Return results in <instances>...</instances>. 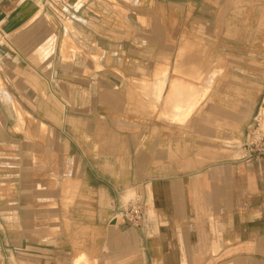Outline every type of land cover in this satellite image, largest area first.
I'll list each match as a JSON object with an SVG mask.
<instances>
[{
    "label": "crops",
    "instance_id": "1",
    "mask_svg": "<svg viewBox=\"0 0 264 264\" xmlns=\"http://www.w3.org/2000/svg\"><path fill=\"white\" fill-rule=\"evenodd\" d=\"M108 2L67 0L60 35L45 0H0V174L26 184L36 227L33 251L3 252L17 264H264V245L249 246L264 240V169L237 157L264 100V0H137L149 55L118 61L148 68L122 77L93 74L89 58L94 39L109 51L97 34ZM36 12L46 24L31 29ZM36 30L52 40H18ZM136 196L139 227L119 214Z\"/></svg>",
    "mask_w": 264,
    "mask_h": 264
},
{
    "label": "rangeland",
    "instance_id": "2",
    "mask_svg": "<svg viewBox=\"0 0 264 264\" xmlns=\"http://www.w3.org/2000/svg\"><path fill=\"white\" fill-rule=\"evenodd\" d=\"M137 0H124L126 2L125 9L121 6H118V4L122 3V1L117 0H109L108 2V26L109 31L105 33H97L98 35L102 36V42L103 48H106L108 46L109 51L106 52V49H101V41L96 39L93 40V46L91 51V54L89 56L90 61H92V73L94 74L96 71H101L103 69V72L106 74H109L112 77H122L121 71H126L127 73H130L136 68V71L143 72L144 70L147 71L148 65L147 64H139L135 65L134 67L130 64L123 65L118 61V57L122 55L126 56H137V57H145L147 58L149 55V47L147 46V38H148V32L144 31L141 32L137 29L136 25H134V16L132 14V8L133 5H137ZM67 0H45V9L43 10L44 13L47 15L48 20L50 23L57 25L61 31L60 35H62L63 27L65 22L68 21L69 15L68 10H65L67 8ZM68 9V8H67ZM38 14L37 12L30 17L26 22L25 25H32L31 29H40V27L37 25L39 23L37 20ZM40 25H44L45 20L41 19ZM69 22V21H68ZM143 26L145 25L144 22H142ZM146 27V25H145ZM2 27L0 26V45L1 47H4L5 45H8L7 41L10 39V36H6L1 32ZM45 32V33H43ZM43 34H45V37L48 38V40H52L51 33H48L46 31H28L23 32L20 34V37L18 40L20 41H26L27 39H31V41H36L39 37L42 39ZM58 33H56L57 35ZM155 35L157 38H161L163 35L161 32H156ZM107 37V38H105ZM61 39V42L65 41L68 46L70 45L69 37L64 36L59 38V41ZM63 39V41H62ZM129 40L133 45H136L133 49H130V44L124 43L123 40ZM46 40V41H48ZM108 40V41H107ZM51 43V42H50ZM79 43V42H78ZM126 44L125 49H123V45ZM34 46L37 45L33 44ZM63 45V44H62ZM144 45V46H143ZM82 47L80 49V47ZM83 45H78L77 54L82 55V51H85V48ZM117 46L121 49H117ZM69 49V48H68ZM74 51V49H73ZM53 66L54 68H58V66H62L64 69H67V59H63L61 57V60L59 59L58 53L56 52V55L53 56ZM88 58V59H89ZM59 61L61 63H66V65H60ZM103 65V68H101ZM3 75V74H2ZM2 77V76H1ZM1 81L5 84L7 81L6 77H2ZM8 82V81H7ZM52 84V83H51ZM1 85V82H0ZM0 88L3 90L4 88L2 85ZM4 91V90H3ZM264 101V100H263ZM261 101L256 109V112L254 116L252 117V120L246 129L244 133V140H243V146L241 145L240 148H238V154L237 157L239 158L242 154V158L238 160V162L243 163L244 165L255 163L254 165H261L258 168L264 169V123L261 124L260 121V111L261 108H264V103ZM4 114V113H3ZM17 114H21L18 112ZM26 120V119H25ZM25 120L18 122L25 124ZM259 120V121H258ZM28 121H32L31 117L28 118ZM23 122V123H22ZM3 134V131L0 129V135ZM241 153V154H240ZM2 170H0L1 172ZM21 177L17 176H5L4 174H0V264H9L13 261L14 264H17V258L19 256H11L8 254H5L3 251H33L32 249L35 248V240H28V233L35 234L36 227L34 224H30L28 221H25L24 218L27 214L25 212L24 206H21V201L23 197L26 198V196L29 194L27 191H21L22 188L26 187V184H20L18 182V185H12L16 183L17 181H20ZM6 184V185H5ZM8 184V186H7ZM10 184V185H9ZM4 194V195H3ZM18 197V199H14L13 197ZM141 197L136 196L135 202H138L141 205L140 201ZM17 200H19V205L17 204ZM142 208V206H141ZM28 219V218H27ZM128 224H130L133 227H139L142 219L134 225L131 223V221H127ZM264 227V226H263ZM257 233V232H256ZM264 235V228L262 229L259 237L261 235ZM32 246H31V245ZM264 245L263 242L259 240L253 241L252 243H249V246L252 245L253 251H256L257 248H260ZM28 245L30 248H28ZM245 245L238 246L237 251H247L244 247ZM32 248V249H31ZM2 251V252H1ZM250 251V250H249ZM10 258L11 262H10Z\"/></svg>",
    "mask_w": 264,
    "mask_h": 264
},
{
    "label": "built area",
    "instance_id": "3",
    "mask_svg": "<svg viewBox=\"0 0 264 264\" xmlns=\"http://www.w3.org/2000/svg\"><path fill=\"white\" fill-rule=\"evenodd\" d=\"M119 214L124 220L136 225L142 219V208L138 202H133L127 210H120Z\"/></svg>",
    "mask_w": 264,
    "mask_h": 264
},
{
    "label": "bare ground",
    "instance_id": "4",
    "mask_svg": "<svg viewBox=\"0 0 264 264\" xmlns=\"http://www.w3.org/2000/svg\"><path fill=\"white\" fill-rule=\"evenodd\" d=\"M67 29H69L68 26H66ZM0 100L2 101V103L7 104V102L10 100L8 99V96L6 95V93H4V91L0 88ZM5 106V105H4ZM20 117V116H18ZM259 121V120H258ZM260 121L261 124L264 123V108H261L260 111ZM6 185V184H5ZM10 185V184H9ZM8 186V184H7ZM4 195V194H3Z\"/></svg>",
    "mask_w": 264,
    "mask_h": 264
}]
</instances>
